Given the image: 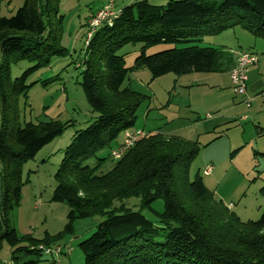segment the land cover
<instances>
[{
  "label": "trees",
  "instance_id": "trees-1",
  "mask_svg": "<svg viewBox=\"0 0 264 264\" xmlns=\"http://www.w3.org/2000/svg\"><path fill=\"white\" fill-rule=\"evenodd\" d=\"M116 1L114 10L120 14L112 23H103L85 43L81 86L99 117L76 132L56 174L52 201L70 207L64 233H72L76 220H103L79 244L85 264H264V212L259 221L243 223L201 178L189 180L200 152L198 140L146 134L109 172H99L100 159L94 167L88 164L135 128L136 113L146 96L124 88L133 72L146 69L152 80L167 74L230 73L236 66L235 55L201 44L204 38L239 27L264 40V0H184L166 6L143 0L123 9H116ZM60 3L24 0L14 16L0 18V246L5 241L14 250L9 264H40L46 254L40 247L58 245L63 235L23 238L8 221L10 212L21 205L23 166L64 129L55 121L18 126L11 111L16 97L30 87L27 77L48 65L51 56L64 53L52 36V18L57 17ZM128 44L143 46L132 68L118 55ZM163 46L169 48L147 55L148 50ZM11 58L14 64H37L12 82ZM255 156L264 159L263 153ZM132 198L140 200L139 211L123 203ZM158 201L163 202L161 212L153 208ZM146 210L157 223L143 215Z\"/></svg>",
  "mask_w": 264,
  "mask_h": 264
},
{
  "label": "rangeland",
  "instance_id": "rangeland-1",
  "mask_svg": "<svg viewBox=\"0 0 264 264\" xmlns=\"http://www.w3.org/2000/svg\"><path fill=\"white\" fill-rule=\"evenodd\" d=\"M109 1L61 0L58 15L52 18L55 29L52 36L59 41L64 53L51 56L48 65L27 77L29 89L18 95L11 107L16 116L14 124L18 126L52 121L64 126L63 132L52 143L23 166L25 185L21 205L8 216L9 226L15 228L23 238L31 235L43 240L48 236L63 234L60 243L50 246V249L60 246L64 253L58 255L55 250V256L43 254L40 264H85L79 244L89 239L103 221L100 217L76 220L72 224V233L66 234L70 207L54 203L52 197L65 150L76 132L88 128L99 117L83 92L81 75L90 17ZM141 1L117 0L116 9ZM147 1L152 5L166 6L170 1L184 0ZM23 3L24 0H0V18L14 16ZM239 42L245 52H252L258 58L259 67L255 69L260 70L258 74L264 79V40L246 30L239 27L236 31L232 29L215 37L204 38L201 46L221 47L236 54ZM142 47L141 44H128L118 55L124 57L128 68H132L141 55ZM167 48L150 49L147 55ZM36 64L32 61L14 64L11 58V81L19 79ZM124 88L146 96L136 113L134 130L145 134L161 133L166 138L174 136L188 141L199 140L200 152L190 167L189 180L192 182L201 178L209 192L243 223L261 219L264 212V159H256L255 153L264 152V90L242 98L234 93L225 74H167L152 80L146 69L133 72ZM122 139L123 135L102 150L98 159L88 164L94 167L100 159L99 172L112 170L117 160L112 158L111 151ZM210 168V174H206ZM123 203L134 211L140 210L139 199L132 198ZM153 208L161 212L163 202H156ZM143 215L154 223L158 222L148 210L143 211ZM22 246H27V243L23 242ZM13 251L7 242L2 241L0 261L3 264L11 261Z\"/></svg>",
  "mask_w": 264,
  "mask_h": 264
},
{
  "label": "built area",
  "instance_id": "built-area-1",
  "mask_svg": "<svg viewBox=\"0 0 264 264\" xmlns=\"http://www.w3.org/2000/svg\"><path fill=\"white\" fill-rule=\"evenodd\" d=\"M115 0H110L108 4L98 8L95 12L93 17L89 20V33H88V40L87 43L91 40L92 36L96 32L97 29L103 23H112L113 19L116 18L121 11L114 10ZM236 66L230 72V80L231 86L234 93L239 97H246L248 95V72L250 67L256 65L258 63V58L248 52L239 51L236 53ZM250 99L247 100V103ZM146 134L143 131L139 130H130L124 133L123 140L121 144L111 152V156L115 160H120L123 158L136 144L137 142L145 137ZM211 168L206 172V174H210ZM46 254H54V251L60 255L62 252L61 247L58 246L56 249L50 248H43L40 247ZM55 255V254H54Z\"/></svg>",
  "mask_w": 264,
  "mask_h": 264
},
{
  "label": "crops",
  "instance_id": "crops-1",
  "mask_svg": "<svg viewBox=\"0 0 264 264\" xmlns=\"http://www.w3.org/2000/svg\"><path fill=\"white\" fill-rule=\"evenodd\" d=\"M234 30L236 31L237 28L234 29ZM238 45L239 46L236 48L235 52L236 53L239 52V51H244L245 52V49L243 48V45L240 44V42L238 43ZM233 55L236 56V54H233ZM258 64L250 67V69H249V72H248L249 73L248 74V84H247V86H248V89H247L248 94L255 95V94L260 93L262 90H264V79H263V77H260V74H258V72L260 70L257 69V71H256V69H255L256 66L259 67ZM213 75H216V74H213ZM225 75H228L229 85L231 86L230 73H225ZM257 152L264 154V152H259V151H257ZM9 263H10V261L7 262L6 264H9Z\"/></svg>",
  "mask_w": 264,
  "mask_h": 264
}]
</instances>
